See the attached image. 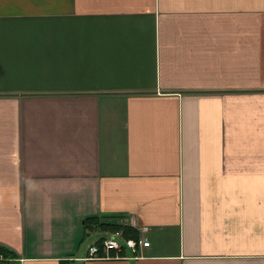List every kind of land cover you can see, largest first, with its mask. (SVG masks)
<instances>
[{"label": "crops", "instance_id": "1", "mask_svg": "<svg viewBox=\"0 0 264 264\" xmlns=\"http://www.w3.org/2000/svg\"><path fill=\"white\" fill-rule=\"evenodd\" d=\"M1 248L264 264V0H0Z\"/></svg>", "mask_w": 264, "mask_h": 264}, {"label": "built area", "instance_id": "2", "mask_svg": "<svg viewBox=\"0 0 264 264\" xmlns=\"http://www.w3.org/2000/svg\"><path fill=\"white\" fill-rule=\"evenodd\" d=\"M150 246L148 239L141 235L139 238H125L123 231H116L107 236L102 245L90 246L85 259L94 260L109 258L112 254L120 256L122 253L129 252L133 256H138L142 249ZM12 264H17L12 262Z\"/></svg>", "mask_w": 264, "mask_h": 264}, {"label": "trees", "instance_id": "3", "mask_svg": "<svg viewBox=\"0 0 264 264\" xmlns=\"http://www.w3.org/2000/svg\"><path fill=\"white\" fill-rule=\"evenodd\" d=\"M93 228L109 230V231H117L122 230L125 238H139V234L130 227H123L114 224H101L95 219L87 220L86 229L87 231L92 230ZM0 255H2L5 259H8L9 263L11 260L16 259V256L9 250L0 249ZM8 262H0V264H7Z\"/></svg>", "mask_w": 264, "mask_h": 264}]
</instances>
